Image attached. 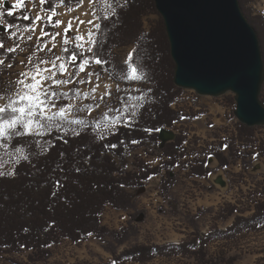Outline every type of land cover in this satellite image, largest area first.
<instances>
[{
  "label": "trees",
  "instance_id": "1",
  "mask_svg": "<svg viewBox=\"0 0 264 264\" xmlns=\"http://www.w3.org/2000/svg\"><path fill=\"white\" fill-rule=\"evenodd\" d=\"M112 1L122 7H117L116 14L107 20L102 19L105 15L99 16L102 34L98 38L105 42L103 56L108 61L99 67L110 73L114 50L132 43V49H137V53H133L134 63L142 67L147 77L142 81L147 86V101L130 126L121 125L106 137L98 136L91 129L79 135L52 129L44 136L11 137L14 146L23 148L28 159L20 161L13 174L0 175V255L29 250L35 260H47L52 256V245L62 238L78 242L89 235L100 239L112 235L122 243L129 237L128 231H112L102 223L106 206L124 210L134 208L135 192L154 176H161L160 185L165 196L176 183L173 173L185 147V137L181 134L162 146L164 159L161 164L149 166L139 161L138 170H129L136 149L160 148L161 130L175 126L186 116L173 107L183 88L174 81L176 64L164 19L155 0ZM240 1L259 33L264 56V14L254 11L253 0ZM68 3L74 4L75 0H68ZM7 11L4 10L3 17L9 23L23 26L31 23L23 19L25 15L32 16L26 3L25 8L20 9V16L14 12L13 16H7ZM149 13H157L160 18L146 31L143 18ZM45 29L52 30L50 26ZM261 98L264 101L263 94ZM238 123L236 139L243 147H236V142L221 141L220 148L228 146L230 154L241 158L245 170H249L252 160L246 155H253L255 151L246 149L257 126ZM133 140L138 143H132ZM259 149L264 151V143ZM214 154L221 166L230 164V157L222 151ZM195 162L192 165L195 175L209 173L205 158L197 157ZM236 209L233 206L229 211L233 213ZM261 229H264V197L256 201L251 214L236 215L225 229L215 228L207 234L196 232L178 243L137 244L116 254L113 263L145 264L158 256L181 255L194 257L197 264H210L207 245L211 241L231 239ZM237 258L231 256L227 261L232 263Z\"/></svg>",
  "mask_w": 264,
  "mask_h": 264
},
{
  "label": "rangeland",
  "instance_id": "2",
  "mask_svg": "<svg viewBox=\"0 0 264 264\" xmlns=\"http://www.w3.org/2000/svg\"><path fill=\"white\" fill-rule=\"evenodd\" d=\"M16 0H4L0 6V11L12 10L19 15L20 9H13L11 6ZM116 7V3L107 0ZM32 16L38 7H33L29 0H25ZM72 13H68L65 8H58L57 18L67 21L72 16H80L81 19H89L95 12L96 16H111V10H105V0H95L94 5H89L85 0L84 5L75 8ZM252 7L256 12L264 14V0H253ZM88 12L89 16L82 15ZM117 12V8H116ZM44 13L42 12L41 15ZM157 13H149L143 18V28L148 31L159 20ZM99 22V19L96 20ZM11 24L0 16V38L4 39L6 46L20 44V49L15 53L0 51V59L5 61L0 65V89L8 87L9 82L14 83L16 73L24 70V65L19 60H26L34 51L33 41L21 39L27 35L20 23L11 28V32H16L15 38L10 37L8 25ZM81 29L91 27L81 25ZM46 30V29H45ZM55 29L52 28V32ZM39 29H37V34ZM59 40V38H57ZM44 43H51L47 37ZM58 47L53 52L60 54ZM133 44L117 47L114 50V60L111 72L119 74L124 67V60L131 51ZM23 49V51H21ZM53 53L47 50L37 53V56L48 59ZM36 57H33L35 60ZM11 63L12 68L6 65ZM88 71L99 72L101 79L96 81L93 78L91 84L69 85L68 88H79L87 92L96 83L100 84L97 89V96L104 91V85H108V91L112 95L100 102V107L96 108L91 98L83 103L92 104L91 113H75L70 119H81L88 122L89 126L72 125V128L81 133L88 129L93 130L98 136L106 137L117 131L118 127L124 125L127 115L121 121L116 122L115 127H111L110 121L113 117H120L125 103L136 104V115L147 101V86L142 81H120L109 79L108 72L93 64ZM85 74H81L84 78ZM124 82V83H123ZM116 84H119L120 91H116ZM67 90V89H66ZM0 92V95H3ZM71 95V92L69 93ZM264 96V83L262 93ZM141 95L143 100L137 99ZM120 98V99H118ZM66 103V102H65ZM105 103L107 107H105ZM235 93L227 92L221 96L200 95L192 89H184L179 93L173 107L181 110L186 116L182 122L173 127L167 128V136L170 132L181 134L185 137V147L182 149V157L174 169L176 183L170 189L167 196L162 192L160 180L161 176H154L142 188L135 192L136 206L131 209H118L112 205H107L102 213V223L112 231H122L125 229L129 237L122 243L117 242L110 235L100 239L95 235H89L86 239L74 242L68 238H62L58 243L52 245V256L47 260H35L31 251L25 250L14 254L0 255V264H114L113 258L123 250L137 244L143 243H168L181 242L191 237L196 232L207 234L215 228L225 229L231 225L239 214L249 215L254 211L256 201L264 197V151L260 152V144L264 143V126H257L254 138L249 141L246 151H255L253 155H246L251 161L249 170H245L241 158L232 156L228 146L220 148L221 141L235 143L238 147L241 143L236 139L239 119L235 115L236 109ZM109 109H119L112 111ZM106 114V115H105ZM111 129V130H109ZM65 133V131H63ZM67 134H73L67 130ZM46 135V133L44 134ZM43 135V136H44ZM235 138V140H234ZM173 139L160 137V148L149 149L145 147L134 151L129 164V170H138V162L142 161L146 165L156 166L164 159L162 146ZM42 142V141H41ZM43 146L44 143H42ZM242 146V145H241ZM240 147V146H239ZM243 147V146H242ZM19 149V151H17ZM215 151H222L230 157V164L221 166L215 156ZM25 151L21 147H15L12 138L0 139V173L13 174L15 166L24 159ZM205 158L206 167L209 173L197 176L193 173L192 165H195L196 158ZM194 158V159H193ZM165 174V170H163ZM235 206L237 209L231 213L229 210ZM208 252L211 258L210 264H264V229L245 233L231 239H216L208 245ZM231 256H238L235 262L227 261ZM129 264H140L129 262ZM145 264H197L194 257L158 256Z\"/></svg>",
  "mask_w": 264,
  "mask_h": 264
},
{
  "label": "snow or ice",
  "instance_id": "3",
  "mask_svg": "<svg viewBox=\"0 0 264 264\" xmlns=\"http://www.w3.org/2000/svg\"><path fill=\"white\" fill-rule=\"evenodd\" d=\"M29 2L33 4V7H38V10L31 17L27 15L23 17L24 20L31 23L24 28L27 35L21 39L33 41L35 36L34 51H31L26 60H19V63L24 65V70L16 73L15 82H9L7 88L0 89V92L4 93L0 95V139L43 136L52 129L65 131V134H67V130H70L73 134L79 135L80 133L76 128L71 126L75 124L88 127V122L81 119H70L69 117L75 113H91L93 105L83 103L84 100L91 98L95 107L99 108L100 102L112 95L111 91L106 90L108 85H104L105 90L97 96V89L101 87L99 83H96L87 92L81 91L79 88H68L69 85L91 84L93 78L96 81L101 79L99 72L88 71L93 64L103 66L108 63L103 56L105 42L98 38V35L102 34V26L96 20L101 19V17L92 12L91 16L95 19H81L80 16H72L65 21L57 18L60 15L58 8L63 7L68 13H72L75 9L69 6L68 0H29ZM84 3L85 0H75V8H80ZM87 3L94 5L95 0H87ZM3 4L4 0H0V6ZM105 4V10H111L113 15L116 14L117 7H122L118 2L114 7L107 0H105ZM11 7L23 9L25 8V0H16ZM42 12L43 15H41ZM4 14L0 11V16ZM6 14L13 16V11L8 10ZM82 15L89 16L90 14L83 12ZM102 19L107 20L109 16L105 15ZM45 21H47V25H45ZM81 25L91 27L81 29ZM14 26L13 24L8 25L11 38L17 36L16 32H11V28ZM46 26H50L55 31H46ZM37 29H39L38 34ZM45 37L48 38L51 47L48 43L43 42ZM57 46H59L60 54L53 52ZM18 49H20L19 43H16L14 47L6 46L4 39L0 38V51L11 54ZM45 50L53 53V55L48 59L37 56V53ZM133 53H137L136 48L128 53L124 60V67L120 69L119 74L111 73L109 79L120 81L147 80L142 67L134 63ZM33 57L36 59L33 60ZM4 64L5 61L0 59V65ZM6 66L8 68L13 67L11 63ZM82 73L85 74L84 78H81ZM116 91H120L119 84H116ZM148 91L151 92V89ZM137 99L143 100L144 96L141 95ZM105 107H107L106 103ZM136 107V104L125 103L123 111L109 109L110 112L121 111L120 117H113V120L109 122L111 127H115L116 122L121 121L125 114L127 120L123 121L124 126H130L136 117ZM132 143H138V141L133 140ZM108 146L116 147V145ZM60 155L63 156L64 153ZM24 159L27 160L28 157L25 156Z\"/></svg>",
  "mask_w": 264,
  "mask_h": 264
},
{
  "label": "water",
  "instance_id": "4",
  "mask_svg": "<svg viewBox=\"0 0 264 264\" xmlns=\"http://www.w3.org/2000/svg\"><path fill=\"white\" fill-rule=\"evenodd\" d=\"M175 61V84L200 95L235 93V115L264 126V56L240 0H155ZM167 128L160 137L174 139Z\"/></svg>",
  "mask_w": 264,
  "mask_h": 264
}]
</instances>
